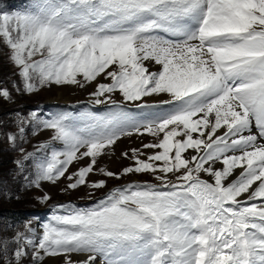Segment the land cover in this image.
I'll return each instance as SVG.
<instances>
[{"label": "snow or ice", "instance_id": "6c2138e0", "mask_svg": "<svg viewBox=\"0 0 264 264\" xmlns=\"http://www.w3.org/2000/svg\"><path fill=\"white\" fill-rule=\"evenodd\" d=\"M0 43L17 91L94 84L90 103L110 106L28 114L33 135L52 133L15 161L20 171L32 163L31 187L155 181L114 187L91 208L56 206L41 232L29 222L0 238V264H264V0H31L0 13ZM129 104L168 110L141 119ZM19 132L7 135L13 147ZM145 135L152 141L121 153L131 165L96 168L122 138ZM97 172L104 178L88 179Z\"/></svg>", "mask_w": 264, "mask_h": 264}, {"label": "rangeland", "instance_id": "374dc122", "mask_svg": "<svg viewBox=\"0 0 264 264\" xmlns=\"http://www.w3.org/2000/svg\"><path fill=\"white\" fill-rule=\"evenodd\" d=\"M30 3L31 0H0V13L23 12L29 9ZM16 72L17 69L9 61V50L0 43V88H7L12 97L11 100L0 98V238L11 240L14 233L24 232V225L29 222L36 233L41 232L42 225L49 222L58 205H72L81 209L91 208L95 206L98 199L114 187L129 182H155L147 175L137 174L121 180L108 179L105 189L94 192L86 186L64 192L62 189L66 187L68 181L63 178L55 185L42 182L40 189L31 187L29 181L34 179L32 163L25 161L27 167L24 171H20L15 161L22 159L27 152L35 153L39 144L50 141L52 133L40 131L37 135H33V125L28 114L35 111L41 118H48L52 114L62 112H70L73 115L93 113L101 116L108 113L110 106H95L90 103L89 93L94 90V84L83 89L76 86H51L33 94L22 93L14 88V85L21 86L20 78L15 75ZM132 107L129 104L126 109L131 114ZM18 116L24 118V123H17ZM20 127L24 128L23 136L17 139L13 147L7 140V135L11 133L21 137ZM124 138L117 142L114 151L97 158V169L104 166L113 172L122 171L124 167L131 165L132 161L125 159L121 153L132 148H140L142 143L152 141V137L147 138L146 135L143 138L138 137L137 142L130 140V137L128 141L123 140ZM21 148L24 152L20 151ZM143 151L150 155L155 150ZM88 162L87 158L74 162L69 167V173L76 172L78 167ZM102 178H104L103 175L98 172L88 177L90 180ZM45 194L50 196L48 201L41 202L37 199ZM38 210H42L44 214L36 213ZM44 264H61V261L59 257L46 258Z\"/></svg>", "mask_w": 264, "mask_h": 264}, {"label": "bare ground", "instance_id": "6f19581e", "mask_svg": "<svg viewBox=\"0 0 264 264\" xmlns=\"http://www.w3.org/2000/svg\"><path fill=\"white\" fill-rule=\"evenodd\" d=\"M160 99H161L160 97H157L155 100L149 99L148 102L153 105H158ZM132 109H133L132 114L134 116L144 119V118H154L156 114H163L164 112L168 110V107L167 106H153V107H145V108H140V109L132 107ZM147 138H149V136H147ZM129 139L130 140L132 139L133 141L136 140V142L138 141L137 136H132ZM129 139L127 137V138H124L123 140L128 141Z\"/></svg>", "mask_w": 264, "mask_h": 264}, {"label": "water", "instance_id": "95a60500", "mask_svg": "<svg viewBox=\"0 0 264 264\" xmlns=\"http://www.w3.org/2000/svg\"><path fill=\"white\" fill-rule=\"evenodd\" d=\"M40 211H37L36 213H39Z\"/></svg>", "mask_w": 264, "mask_h": 264}]
</instances>
